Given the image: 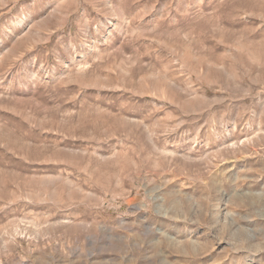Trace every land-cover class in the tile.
<instances>
[{
  "label": "rangeland",
  "instance_id": "374dc122",
  "mask_svg": "<svg viewBox=\"0 0 264 264\" xmlns=\"http://www.w3.org/2000/svg\"><path fill=\"white\" fill-rule=\"evenodd\" d=\"M0 264H264V0H0Z\"/></svg>",
  "mask_w": 264,
  "mask_h": 264
}]
</instances>
